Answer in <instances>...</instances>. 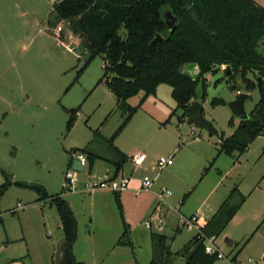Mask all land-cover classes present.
I'll use <instances>...</instances> for the list:
<instances>
[{"label":"rangeland","instance_id":"rangeland-1","mask_svg":"<svg viewBox=\"0 0 264 264\" xmlns=\"http://www.w3.org/2000/svg\"><path fill=\"white\" fill-rule=\"evenodd\" d=\"M59 1L0 0V186L6 181V173L14 182L40 184L49 194L68 200L79 222L77 250L87 259L104 258L108 264H114L116 256L108 258L106 254L132 250L139 264H148L153 254L151 233L156 232L170 239L175 254L172 264H185V259L177 253L199 232L201 224L182 228L180 233L174 232L175 229L181 220L192 217L205 193L215 187L221 175L226 176L225 181L213 194V200L219 193L229 194L228 190L235 187L249 190L260 179L264 174V134L243 154L219 155L221 137L190 125L189 117L180 122L184 111L177 108L172 89L162 85L111 140L123 117L116 110V97L104 84L98 85L104 74L103 58H95L79 73L89 55L79 36L72 32L71 22L66 25L64 43L51 33H40L54 18L53 3ZM213 69L217 73L202 77L198 98L193 101L202 103L206 119L220 135L229 138L241 122L233 116L229 103L240 93L249 94L246 110L251 114L261 95L258 88L247 90L244 80L233 72L226 76L227 66ZM247 79L254 84L258 79L264 80L257 73H249ZM202 86L207 91L205 99H202ZM143 97L144 93H140L130 105L139 106ZM214 99L225 104L214 106ZM78 108L69 128L71 110ZM173 112L171 121L164 124ZM86 146L100 157L95 161V176L112 169L111 161L118 158L116 148L145 153L148 157L136 171L141 180L151 177L160 188L151 199L143 194L138 198L137 203L147 209L123 214L134 249L117 245L121 220L112 194L94 198L82 189L75 192L64 189L72 151ZM160 157H173L174 165L160 171L156 166ZM131 167L128 163L125 168ZM87 168L86 174L78 175L80 181L90 179L89 164ZM162 186L171 192L170 198L158 194ZM38 197L32 190L12 186L0 198V240L5 242H0L4 248L0 250L1 260L5 249L7 255L22 254L25 259L36 258L38 253L50 254L54 241L57 245L59 238H65L63 230L58 229L56 208L47 204L43 209ZM200 212L208 218L205 208ZM160 215L167 216L162 230L158 227ZM145 222H151L152 228L148 229ZM88 232L92 235L90 242L85 239ZM231 232L240 236L239 228L232 226ZM216 244L225 258L214 264H230L234 251L222 234ZM244 245L243 241L239 249Z\"/></svg>","mask_w":264,"mask_h":264},{"label":"trees","instance_id":"trees-1","mask_svg":"<svg viewBox=\"0 0 264 264\" xmlns=\"http://www.w3.org/2000/svg\"><path fill=\"white\" fill-rule=\"evenodd\" d=\"M53 10L54 18L49 23L55 26L61 21L71 22L72 32L79 36L89 55L79 73L97 57L105 62L99 84L104 83L115 95L116 110L123 117L111 140L120 134L139 107L149 96L155 95L161 85L172 89L177 108L184 111L179 121L190 117V106L198 98L197 89L202 77L208 73L216 74L213 68L221 66L230 67L234 75L242 78L247 90L258 88L261 98L249 119L241 121L231 137L220 135L219 155L243 154L264 134V80L258 79L254 84L247 79L249 73L264 78V8L254 0H60L54 3ZM166 10L177 18L173 33L163 17ZM159 35L163 40L153 45ZM193 63H197L201 70L197 81L182 74L184 66ZM140 93H144L140 105L131 106L128 101ZM206 94L204 88L202 99ZM212 104L225 103L214 99ZM78 111L79 108L71 110L69 128ZM173 115L174 112L164 124H168ZM115 150L119 159L116 165L120 166L127 158L120 150ZM75 153L87 156L91 174L97 156L88 147L73 150L69 169ZM4 176L6 181L0 186V198L10 187L17 186L34 191L40 202H49L58 212L64 240L72 251L78 239V220L69 202L60 195H50L43 185L13 182L6 173ZM238 193L237 189L232 191L217 213L177 253L185 259V264H214L219 260L216 255L206 253L205 241L222 234L240 210L247 197L240 195V200L234 203ZM115 195L124 226L117 245L134 249L119 193ZM181 230L179 228L177 233ZM151 239L153 254L149 264H172L175 254L170 239L156 232L151 234ZM74 262L83 264L75 258Z\"/></svg>","mask_w":264,"mask_h":264},{"label":"crops","instance_id":"crops-1","mask_svg":"<svg viewBox=\"0 0 264 264\" xmlns=\"http://www.w3.org/2000/svg\"><path fill=\"white\" fill-rule=\"evenodd\" d=\"M254 1L259 6L264 8V0H254ZM54 3H53V9H54ZM52 12L54 14V10H52ZM33 19H36V18L33 17ZM102 84H104V83H102ZM98 85H100L99 82H98ZM161 86H159V88ZM110 93L113 94L111 91H110ZM171 94H172V92H171ZM132 99L133 98H131L128 101L129 104H130V101ZM116 106H117V102H116ZM198 136H200V135L198 134ZM86 147L89 148V146H86ZM118 150H120V149H118ZM90 151L93 154H95L92 150H90ZM120 151L127 158L126 160H124V162L120 166L116 165L119 162V159L117 158L116 161L115 160L111 161L112 169H108L107 168L105 170V172H103V173L98 172L96 174L98 176H95V174H94L95 173L94 172L95 164H94L93 171L91 173L90 179L95 178V177L97 179L98 178H105V177H109V178L129 177V178H131L130 188L127 191H125V192L119 193V197H120V200H121V203H122V207H123V214L126 215L127 211L130 212V214H134L137 211H139L138 209H143V210H145V208L147 209L146 206L142 208L137 203L138 198H140V197H142L144 195V196H146V198H150L151 199V197H154L157 194L155 192L157 190H159L160 187L154 185L155 184L154 183L153 187L151 189L152 191L150 190L148 192H142V193L138 194L137 190L140 187L141 178H140V176H138V172L136 171V169H138L140 167L136 168L133 165V163L131 162V160H130V157L134 153H138V152L132 151V152L128 153V152H125V150H123V151L120 150ZM95 155L97 156L96 161L99 160L100 157L97 154H95ZM212 158L213 157H211L210 159H212ZM128 163H130L132 167L126 170L125 167H126V165ZM156 164H157V162H156ZM173 165H174V163H173ZM172 166H170V167H172ZM118 167H120L119 171L117 170ZM225 177H226L225 175H221L220 176V179L215 184V187L211 188L207 193H205L206 196H204V198L202 200V203L197 207L196 210L193 211L192 216H197L198 219H199V223L201 224V226L198 227V231H200V229L203 228L207 224V222L217 213V211L220 209V207L223 205V203L229 198V196L231 195L232 191L237 189L238 192H239L237 194V197H239L238 201L240 200V195H244L247 198H246L245 202L242 204L240 210L237 212V214L233 217V219L227 225V227L223 231L222 235H223V238H224L226 244H228L231 248H233L234 256H233L232 259L245 260L248 257H258V256H260V255H262L264 253V229H263V227H264V184H263L264 174H262L260 176V179L257 182H255L254 185L249 190L242 191L241 189L235 187L232 190H228V191H230V192H228L229 194H227L226 192L219 193L218 195H216L217 197H215L214 200H213V194H216L218 192L217 190H218L219 186L221 184H223V182L225 181ZM84 181H86V180H84ZM81 182H83V181H81ZM163 188L167 189L164 186H162V189ZM160 191H161V189H160ZM160 191H158V194L160 193ZM82 192H84V194L90 195V197L94 195V198H96V196H97V198H101L105 194H112L114 196L115 200H116L115 193H112L110 191L102 190V191H95V192H92V193H89V192H86V191H82ZM170 196H172V194H170ZM170 196L169 197H165V198L168 199V198H170ZM237 197H235L234 202H236ZM99 201H101V200H99ZM37 202H39L40 204H43V209L46 208L47 204H50L47 201L46 202H40L39 201V197L37 199ZM69 204H70V202H69ZM70 206H71V204H70ZM71 208L73 209L72 206H71ZM202 208H205L209 212L208 218H205L206 216H202L201 215L202 212H200V211H201ZM73 211H74V209H73ZM160 216L163 217V215H160ZM164 217H167V216L164 215ZM120 220H121L120 227H117V231H118V240H117V242L119 241V238H121V236L123 234V231H124V226H123V221H122L121 215H120ZM200 220H202V221H200ZM58 222H59L58 223V229L62 230L60 220ZM91 223H92V221H91ZM232 226H234L236 228H239L240 236L237 237V236H235V234L233 232H231ZM78 227H79V222H78ZM118 228H119V230H118ZM178 229H179V225L177 226V228L175 229L174 232L177 233ZM88 233H89V235L86 236L85 239H88V241L90 242L89 239L91 238L92 235H91V232H88ZM78 235H79V233H78ZM50 237H51V239L53 238L51 235H50ZM64 241H65L64 238H59V240L57 242L58 246L55 245V241H54V249H53V251L50 254L38 253L36 258L31 257L30 259H25L22 254H18L17 256L14 255V254H13L14 256L13 255H7L6 254V249H5V251H3V253H2L3 258H2V260L0 259V264H58L59 248H60L61 244ZM243 241H244L245 245L243 246V248L239 249L240 243H242ZM0 242L3 243L4 240H0ZM77 242H78V239H77ZM77 242L73 245V248H72L73 257L75 258V260L77 262H80V263H83V264H108L106 262L107 259L104 260V258L101 259V260H100V258L98 259V258H94V257L92 259L91 258L87 259V257L83 253L78 252L77 245H76ZM119 247L120 248H122V247L128 248L126 246H119ZM217 247L221 251V248L218 245H217ZM0 250L2 251V250H4V248L2 249L0 247ZM117 252L118 251H116V253H114V254H113V252L109 253V254H106V256L108 258L110 256H112V255L116 256L115 258L117 259L116 260L117 262H115L114 264H139L138 263V259L136 257V254L132 250L129 251V252H120V251H119V253H117Z\"/></svg>","mask_w":264,"mask_h":264},{"label":"built area","instance_id":"built-area-1","mask_svg":"<svg viewBox=\"0 0 264 264\" xmlns=\"http://www.w3.org/2000/svg\"><path fill=\"white\" fill-rule=\"evenodd\" d=\"M68 22L61 21L55 26H52L49 22L44 29L40 30L41 34L51 33L56 40L63 42V35L66 32V25ZM147 155L145 153H134L130 160L133 165L137 167H141L147 161ZM73 159L78 160L81 165L84 167V172H77L72 169H68L66 173V179L64 183V189H67L70 192H75L78 189H82L86 192L92 193L95 191H110L112 193H122L127 191L130 188L131 178L122 177V178H98V179H88L86 181L81 182L78 179V175H83L88 172V158L85 154L75 153L73 154ZM174 163L173 157H160L157 161L156 166L161 171L165 168L172 166ZM154 184V180L151 177L145 176L141 180V184L137 193L148 192L152 189ZM161 195L164 197H169L171 192L167 189H161ZM164 218L160 216L159 229L162 230L164 227ZM199 219L197 216H192L188 219H183L179 223V228H193V226H197ZM145 226L148 229L152 228L151 222H145ZM217 238L212 236L207 238L205 241V250L209 255H216L218 259H224L225 255L220 251V249L216 245ZM230 264H264V253L258 257H249L248 259L242 261L237 259H232Z\"/></svg>","mask_w":264,"mask_h":264},{"label":"water","instance_id":"water-1","mask_svg":"<svg viewBox=\"0 0 264 264\" xmlns=\"http://www.w3.org/2000/svg\"><path fill=\"white\" fill-rule=\"evenodd\" d=\"M168 29L173 33L177 27V18L172 14L170 10H166L163 15ZM163 37L160 35L152 42L153 45L161 42ZM186 68V69H184ZM182 74L190 77L193 81L200 79L201 70L197 63L185 65ZM232 72L230 67H227L225 75L228 76ZM251 98L249 94L240 93L236 100L229 103V108L233 116L240 121H246L249 119V113L246 110V102ZM188 123L190 125L196 126L200 130H205L211 136H220L219 131L214 126V124L206 119L204 116V107L202 103L194 101L190 106V117L188 118ZM72 169L77 172H84V167L78 160H74L72 163ZM58 264H75L72 251L69 244L64 241L59 250Z\"/></svg>","mask_w":264,"mask_h":264}]
</instances>
